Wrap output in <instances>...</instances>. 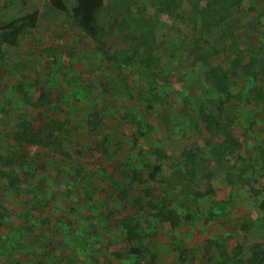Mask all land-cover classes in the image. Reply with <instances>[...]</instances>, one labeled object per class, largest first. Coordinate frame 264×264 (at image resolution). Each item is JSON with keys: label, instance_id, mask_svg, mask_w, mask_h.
<instances>
[{"label": "rangeland", "instance_id": "rangeland-1", "mask_svg": "<svg viewBox=\"0 0 264 264\" xmlns=\"http://www.w3.org/2000/svg\"><path fill=\"white\" fill-rule=\"evenodd\" d=\"M62 1L0 0L36 15L0 39V264H264V0H102L95 38Z\"/></svg>", "mask_w": 264, "mask_h": 264}, {"label": "trees", "instance_id": "trees-1", "mask_svg": "<svg viewBox=\"0 0 264 264\" xmlns=\"http://www.w3.org/2000/svg\"><path fill=\"white\" fill-rule=\"evenodd\" d=\"M50 5L53 9L58 11H65L66 7L62 0H50ZM103 1L102 0H78L77 5L72 9V19L74 23L80 27V29L89 37L95 38L97 35V26H96V19H97V12L102 8ZM25 21L23 24H17L16 22H9L4 25H0V39L1 43L13 47L17 43V39L19 35L23 32L25 28L32 29L36 25V15L30 14L24 18ZM251 95L256 98L257 105L259 107V112L264 113V91L262 90V86H253L251 89ZM223 109L220 111L222 112ZM217 111V109H216ZM220 118L216 116L202 115V122L205 124L207 130L215 131L218 129ZM46 128L48 126L46 125ZM24 141L28 143H45L46 140H33V137H29L26 134H23ZM51 137L48 134V138ZM156 171L159 169L156 168ZM137 177L136 173L134 175ZM138 178V177H137ZM136 179V178H135ZM154 174L150 173L148 177V182L154 181ZM260 210L264 214V201L260 204ZM162 219H165L169 222V226L172 227L173 225L178 223V216L173 210H169L166 214H159ZM133 228L127 226V234L130 238H135L136 235L132 231ZM135 229V228H134Z\"/></svg>", "mask_w": 264, "mask_h": 264}, {"label": "crops", "instance_id": "crops-1", "mask_svg": "<svg viewBox=\"0 0 264 264\" xmlns=\"http://www.w3.org/2000/svg\"><path fill=\"white\" fill-rule=\"evenodd\" d=\"M177 1V0H176ZM198 2H214V3H219L220 1L219 0H213V1H211V0H197ZM243 0H239L238 2H237V6H241L240 4H241V2H242ZM178 2L179 3H181V5H187V7H188V5H189V9H191V8H193L192 7V1H190V0H178ZM194 6V5H193Z\"/></svg>", "mask_w": 264, "mask_h": 264}]
</instances>
